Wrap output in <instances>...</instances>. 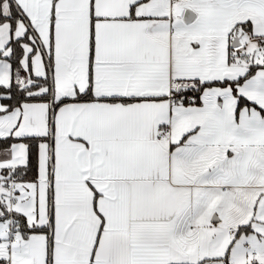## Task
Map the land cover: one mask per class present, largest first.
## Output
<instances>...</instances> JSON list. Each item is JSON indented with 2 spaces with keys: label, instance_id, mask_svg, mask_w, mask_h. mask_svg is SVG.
Here are the masks:
<instances>
[{
  "label": "snow or ice",
  "instance_id": "1",
  "mask_svg": "<svg viewBox=\"0 0 264 264\" xmlns=\"http://www.w3.org/2000/svg\"><path fill=\"white\" fill-rule=\"evenodd\" d=\"M0 264H264V0H0Z\"/></svg>",
  "mask_w": 264,
  "mask_h": 264
}]
</instances>
